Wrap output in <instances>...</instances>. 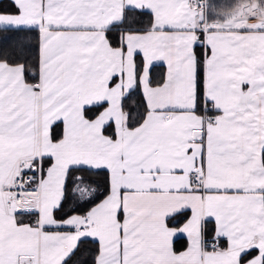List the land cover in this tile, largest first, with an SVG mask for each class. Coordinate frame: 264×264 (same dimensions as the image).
I'll list each match as a JSON object with an SVG mask.
<instances>
[{
    "label": "snow or ice",
    "instance_id": "snow-or-ice-1",
    "mask_svg": "<svg viewBox=\"0 0 264 264\" xmlns=\"http://www.w3.org/2000/svg\"><path fill=\"white\" fill-rule=\"evenodd\" d=\"M3 39L0 264H264V0H0Z\"/></svg>",
    "mask_w": 264,
    "mask_h": 264
},
{
    "label": "trees",
    "instance_id": "trees-1",
    "mask_svg": "<svg viewBox=\"0 0 264 264\" xmlns=\"http://www.w3.org/2000/svg\"><path fill=\"white\" fill-rule=\"evenodd\" d=\"M3 4L5 6H7L8 4V0H3ZM10 43L11 41L8 40V39H3V40H0V49H8L10 47ZM136 101V97H129V99L127 100V105L131 106L133 105V103ZM85 247L87 248H92V247H95V245H93L91 243V241H87L86 244H82L81 245V253L84 252L85 250ZM182 247H183V242H180L177 244V250H182ZM81 253H78V255H81ZM83 258V257H82ZM73 259L75 260L76 257H73Z\"/></svg>",
    "mask_w": 264,
    "mask_h": 264
}]
</instances>
